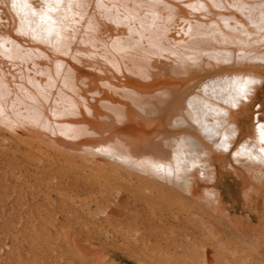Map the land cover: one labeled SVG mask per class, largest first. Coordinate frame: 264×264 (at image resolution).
Wrapping results in <instances>:
<instances>
[{"label":"bare ground","instance_id":"1","mask_svg":"<svg viewBox=\"0 0 264 264\" xmlns=\"http://www.w3.org/2000/svg\"><path fill=\"white\" fill-rule=\"evenodd\" d=\"M12 2L0 0V186L33 205L31 247L53 228L64 264H118L116 243L139 235L134 252L157 264H236L229 250L264 236V0H62L51 35L19 9L42 0ZM241 79L254 83L232 107ZM213 231L229 240L206 245Z\"/></svg>","mask_w":264,"mask_h":264},{"label":"rangeland","instance_id":"2","mask_svg":"<svg viewBox=\"0 0 264 264\" xmlns=\"http://www.w3.org/2000/svg\"><path fill=\"white\" fill-rule=\"evenodd\" d=\"M229 180L230 179L227 178L221 182V187L223 189V193H224V197H225V203L228 206H230L231 208H234L233 210L235 211V214H237L238 216L244 217L247 214V210H245V209H243V207H241V205H242V200L240 198L241 189L237 188L234 184L231 183V180L230 181ZM10 188L12 191L19 189L18 187H14V186L10 187V185H8L7 187L0 186V264H43V262H44V264H55V263L56 264H64L63 258L61 257V256H63L61 246H62V244H64L65 237L61 236L60 230L54 231L53 228L52 229L50 228L48 231L44 232L45 234L49 235L48 237H50V238H47L48 244H46V245L40 244V245L36 246L34 249L31 247V244H30L31 238H33V232H32L31 225L34 224V222H33V219L31 217H28L26 211L29 208H30V210H33V207H32L33 205L30 203L31 205L29 206V204H28L27 207L25 206L26 208L24 207V205L21 206V204L16 205L15 201L13 200V198L11 197V194L9 192ZM4 191H5V194L7 193V195L4 194ZM44 204L45 203L43 201H40L39 203L36 204V206L35 205L34 206L37 208V207L43 206ZM263 207H264V202H261L259 205V209H261ZM4 209H6V210H4ZM2 211H4V213ZM23 215L27 218H25ZM260 222H262V220H257L255 218V219H253L252 225L253 224L258 225V224H260ZM10 226H12V227H10ZM215 234H217V233H214V231L211 233L210 232L205 233L204 234V236H205L204 240L205 239H207V240H205V241L203 240L204 243L206 245H208L211 241L215 242V239L217 237H219V238L222 237L225 239V240L221 239L222 243H220V244H224L225 241L229 240L228 236H226V235L220 236V234L219 235H215ZM252 234L258 235V233H252V232H251V234H246L247 235L246 236V245L248 247L235 248V249L229 250V256H233L237 259L235 262L236 264H264V256L262 255V254H264V252H263L264 251V249H263L264 248V239H263L264 236L262 234H259L257 237H254ZM251 236L253 237V239ZM4 238H6V240H4ZM15 238L17 239V241ZM130 238H131L130 245H129L130 249L129 248L123 249V247L120 248L119 245L121 243H118V244L116 243V245H115L114 242L109 240V238L103 237V239L101 241L103 243H106L110 247L115 245L117 248L115 246H114V248L119 251V253H120L119 255L125 257L122 261H119L118 264H149L150 260L153 264H157L156 263L157 258L155 256L151 257V256L146 255V254H143L142 256H140L138 254V256H137V253L134 252V250H136V249L141 252V249H140L141 237L139 235H138V237H130ZM258 239H260V240H258ZM118 241H121L120 238L115 240V242H118ZM206 241L207 242L209 241V242L207 243ZM259 241H260L261 245L258 247L259 243H257V242H259ZM15 244H17V245L14 246ZM253 245H254V247H253ZM235 246L239 247L238 245H235V243H234L233 247H235ZM44 252H45V255L42 254ZM41 254H42V256H41ZM129 255H130V257H129ZM133 255H135L136 257H134ZM47 258H48V260H47ZM174 258H175V256H173V259ZM223 258H227V257H223ZM45 260H46V262H45ZM152 263H150V264H152ZM158 264H160V263H158ZM174 264H176L175 261H174Z\"/></svg>","mask_w":264,"mask_h":264},{"label":"snow or ice","instance_id":"3","mask_svg":"<svg viewBox=\"0 0 264 264\" xmlns=\"http://www.w3.org/2000/svg\"><path fill=\"white\" fill-rule=\"evenodd\" d=\"M62 6V0H42L39 12H34L31 9V6L24 2L19 4L20 11L27 10L32 16L37 17L38 26H42V30L51 35L53 32L56 31V27L60 23L58 20H54L51 17V13L59 10ZM72 0H69L67 5L68 8H71ZM12 7L15 9L18 7L17 0H13ZM76 7H80L79 4H76ZM58 34V33H57ZM254 83L252 80L248 79H241L233 81L232 87L235 95L232 98V107H236V104L241 101L245 100L248 96L250 91V85ZM256 138L261 145H264V122L257 123L255 126ZM227 139V137H225ZM222 147L227 150V145L223 144ZM261 152H264V147H262Z\"/></svg>","mask_w":264,"mask_h":264}]
</instances>
